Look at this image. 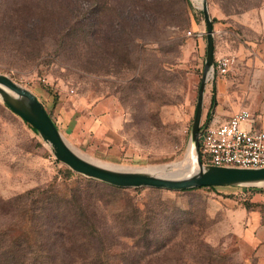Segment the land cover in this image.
<instances>
[{
  "label": "rangeland",
  "instance_id": "rangeland-1",
  "mask_svg": "<svg viewBox=\"0 0 264 264\" xmlns=\"http://www.w3.org/2000/svg\"><path fill=\"white\" fill-rule=\"evenodd\" d=\"M197 3L0 0V74L29 90L93 163H188L206 53ZM206 4L217 34L235 42L232 55L215 56L233 63L224 76L208 75L200 125L225 112L260 115L264 0ZM5 252L19 264H264V186L172 191L87 178L0 99Z\"/></svg>",
  "mask_w": 264,
  "mask_h": 264
},
{
  "label": "water",
  "instance_id": "water-1",
  "mask_svg": "<svg viewBox=\"0 0 264 264\" xmlns=\"http://www.w3.org/2000/svg\"><path fill=\"white\" fill-rule=\"evenodd\" d=\"M200 2L205 24L206 53L203 74L197 93L196 108L190 130L191 155L188 163H175L177 170L167 174H153L142 170L122 171L93 164L77 154L63 139L59 130L45 111L43 104L26 88L0 74V99L6 108L36 130L50 147L57 161L71 171L87 178L121 188L149 187L182 191L204 187H253L264 186V168L241 169L204 165L199 159V137L205 83L214 66L213 25L206 0ZM172 165V164H171ZM166 167V166H164Z\"/></svg>",
  "mask_w": 264,
  "mask_h": 264
},
{
  "label": "built area",
  "instance_id": "built-area-1",
  "mask_svg": "<svg viewBox=\"0 0 264 264\" xmlns=\"http://www.w3.org/2000/svg\"><path fill=\"white\" fill-rule=\"evenodd\" d=\"M200 8L198 5L197 9L201 12ZM232 63L233 60L229 58L217 59L210 77L214 74L224 76ZM249 122L250 114L240 110L224 122L201 126L198 148L200 162L217 167L264 168V132L246 128Z\"/></svg>",
  "mask_w": 264,
  "mask_h": 264
},
{
  "label": "crops",
  "instance_id": "crops-1",
  "mask_svg": "<svg viewBox=\"0 0 264 264\" xmlns=\"http://www.w3.org/2000/svg\"><path fill=\"white\" fill-rule=\"evenodd\" d=\"M260 16V15H259ZM263 17L261 16V22L259 21L258 26L256 28L257 31H259L262 35H264V19H262ZM213 25V24H212ZM216 22L214 24V28H213V42H214V59L215 61L217 60V58L215 56H229L232 55V51H230L228 48L231 47L234 42L235 39L231 38L230 35H228V32H221L217 34V27H215ZM214 31L216 33H214ZM230 34V33H229ZM223 58V57H222ZM214 105H213V110L214 111ZM264 109V107L262 106L261 110ZM240 111V110H238ZM238 111H234L233 113L231 112H225L224 113V120L222 121H218L216 123H209L211 125H216L219 124L221 122H224L226 120H228L233 114H235ZM250 114V122L245 125L246 128H250L251 130H257V131H263L264 132V112L261 113L260 115H254V114ZM219 117V116H218ZM217 117V120H218Z\"/></svg>",
  "mask_w": 264,
  "mask_h": 264
},
{
  "label": "bare ground",
  "instance_id": "bare-ground-1",
  "mask_svg": "<svg viewBox=\"0 0 264 264\" xmlns=\"http://www.w3.org/2000/svg\"><path fill=\"white\" fill-rule=\"evenodd\" d=\"M190 157L192 158V155H191V147H190L189 159H190ZM93 164H96V163H93ZM96 165L102 166L100 164H96ZM165 166L166 167L161 166V167H157V168L135 169V168H128V167H114V166H105V165H103V167L112 168V169H116V170H122V171L142 170L144 172H149V173H153V174H157V175L167 174V173H170V172L172 173V172H174V171L177 170V167H175L174 164H172V165H165Z\"/></svg>",
  "mask_w": 264,
  "mask_h": 264
},
{
  "label": "trees",
  "instance_id": "trees-1",
  "mask_svg": "<svg viewBox=\"0 0 264 264\" xmlns=\"http://www.w3.org/2000/svg\"><path fill=\"white\" fill-rule=\"evenodd\" d=\"M188 2V0H186ZM200 15L202 16V13L200 12ZM211 22L213 23V20H211ZM49 115V114H48ZM50 117V116H49ZM52 120V119H51ZM54 123V122H53ZM55 124V123H54ZM27 126L29 127V129L34 133V134H38L36 132L35 129H33L30 125L27 124ZM56 126V125H55ZM206 189H212L213 187H204ZM6 254V258L3 255H0V260L2 262V264H19L20 262V258L19 255L15 252H5Z\"/></svg>",
  "mask_w": 264,
  "mask_h": 264
}]
</instances>
